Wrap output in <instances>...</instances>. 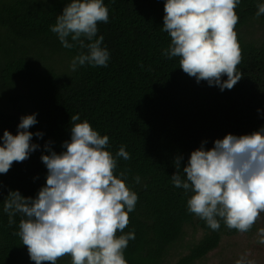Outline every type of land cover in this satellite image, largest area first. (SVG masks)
I'll return each instance as SVG.
<instances>
[{"label":"trees","instance_id":"1","mask_svg":"<svg viewBox=\"0 0 264 264\" xmlns=\"http://www.w3.org/2000/svg\"><path fill=\"white\" fill-rule=\"evenodd\" d=\"M70 2L0 0V137L4 130L16 135L20 118L36 114L37 123L28 131L31 143L39 145L27 160L13 162L0 174V264H35L16 235L22 215L9 226L3 203L9 191L37 196L47 176L40 159L49 154L44 145L51 142L57 154L65 151L62 144L70 140V118L76 114V123L87 121L109 137L105 150L114 157L121 145L130 154L129 160L116 157L114 172L118 178L125 172L126 186L138 196L127 227L117 232V237L135 233L124 250L127 264H168L171 258H176L173 264H199L223 240L241 235L261 239L264 213L247 233L228 229L223 220L213 231L187 211L192 193L174 187L171 176L180 156L185 178L190 153L203 141L207 150L226 134L247 135L264 127V15L256 16L264 0H240L235 9L242 78L223 91L189 77L178 57L162 55L171 43L162 30L165 0H103L109 20L98 23L97 37H104L108 65L85 64L70 71L73 57L87 49L78 44L64 48L50 31ZM56 264H72L71 256Z\"/></svg>","mask_w":264,"mask_h":264},{"label":"clouds","instance_id":"2","mask_svg":"<svg viewBox=\"0 0 264 264\" xmlns=\"http://www.w3.org/2000/svg\"><path fill=\"white\" fill-rule=\"evenodd\" d=\"M240 0H165L162 30L171 43L162 55L179 58V67L196 82L206 81L221 91L232 89L242 78L237 71L242 56L235 26L239 21L235 9ZM264 15V3L257 5L256 16ZM109 10L103 0H71L58 15L50 31L64 48L77 44L81 51L69 64L70 71L88 64L107 67L109 51L103 47L104 37H97L98 23H108ZM71 38L73 43L69 42ZM96 37L95 39H93ZM85 39L89 43H85ZM227 76L226 80H222ZM259 111V110H258ZM71 137L64 141L65 151L57 154L44 145L48 155L40 159L46 166V183L35 198L24 197L19 191H9L3 203L9 226L14 217L22 215L18 232L22 244L35 264H56L71 256L72 264H127L124 250L135 233L117 237L129 223L138 196L126 186V173L114 175L116 157L131 159L123 145L114 157L105 150L109 137L101 136L87 122H79V114L71 116ZM37 123L36 114L22 116L17 134L4 130L0 137V174H6L13 162H23L39 148L31 143L28 129ZM37 138L43 133L36 132ZM192 151L180 174L171 176L173 186L192 195L187 211L206 221L213 230L220 229L223 220L228 229L249 232L260 214L264 213V127L251 134H226ZM140 183V177H135ZM264 244V229H260ZM236 264H246L245 259ZM251 264V262H247Z\"/></svg>","mask_w":264,"mask_h":264},{"label":"rangeland","instance_id":"3","mask_svg":"<svg viewBox=\"0 0 264 264\" xmlns=\"http://www.w3.org/2000/svg\"><path fill=\"white\" fill-rule=\"evenodd\" d=\"M243 257L251 264H264V245L254 238L241 235L232 239L223 240L219 248L211 252L199 264H236ZM176 258H171L168 264H173Z\"/></svg>","mask_w":264,"mask_h":264}]
</instances>
